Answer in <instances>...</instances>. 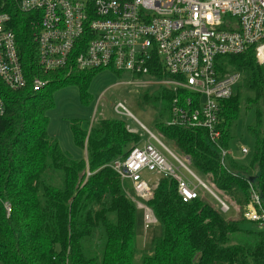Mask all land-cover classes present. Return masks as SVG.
<instances>
[{"label":"trees","instance_id":"obj_1","mask_svg":"<svg viewBox=\"0 0 264 264\" xmlns=\"http://www.w3.org/2000/svg\"><path fill=\"white\" fill-rule=\"evenodd\" d=\"M10 14L16 20L27 84L11 90L0 81L4 101L0 116V264H264V228L243 216L250 185L259 192L264 207V67L256 63L251 50L219 57L230 71L241 75L232 95L220 102L219 143L228 149L235 121L254 109L255 120L248 126L254 150L247 161L226 156L222 164L205 129L167 125L173 92L159 87L140 95L146 104L162 101L153 120L155 131L188 156L200 174L210 176L216 190L239 208L237 219H227L199 197L182 201L176 181L160 177L146 200L160 233L149 250H141L133 189L111 167L141 136L130 132L120 118L95 117L91 123L73 118L69 129L85 158L73 159L64 152L58 139L48 133L47 112L54 107V93L73 85L80 101L87 103L89 82L100 70L43 71L30 26L37 14L15 8ZM161 72L160 68V77H169ZM36 77L47 83L34 91ZM58 180L60 184L55 185ZM3 202L12 208L9 216Z\"/></svg>","mask_w":264,"mask_h":264},{"label":"built area","instance_id":"obj_2","mask_svg":"<svg viewBox=\"0 0 264 264\" xmlns=\"http://www.w3.org/2000/svg\"><path fill=\"white\" fill-rule=\"evenodd\" d=\"M14 8L37 14L30 26L43 71L108 69L135 75L140 80L128 82L138 86L151 81L175 94L167 125L203 128L222 164L226 156L238 159L220 145L218 125L220 102L232 95L241 75L230 71L219 57L251 50L256 63L264 67V0H0V81L11 90L27 84L16 41V20L10 14ZM160 68L168 78L160 77ZM46 83L36 77L32 89L37 91ZM262 107L264 110V93ZM112 109L118 117L135 120L145 135L126 126L141 140L124 158L111 162L141 201L152 196L156 185L145 177L149 172L157 174L156 180L174 179L184 202L199 197V189L204 188L218 200L221 213L230 210L193 171L188 156L174 153L122 102ZM3 113L0 95V116ZM239 153L245 156L248 149L241 147ZM145 202L135 203L142 212L144 231L157 223ZM3 207L9 216L10 204L3 202ZM243 216L264 228L262 199L251 185Z\"/></svg>","mask_w":264,"mask_h":264},{"label":"rangeland","instance_id":"obj_3","mask_svg":"<svg viewBox=\"0 0 264 264\" xmlns=\"http://www.w3.org/2000/svg\"><path fill=\"white\" fill-rule=\"evenodd\" d=\"M135 79L137 80L138 78L135 75L131 76L130 73L116 72L108 69L98 71L89 82L87 88L89 101L87 103L80 101L81 99L76 86L67 85L57 89L54 93V107L47 112L49 117L48 133L58 139L61 149L73 159L85 158L84 149L79 148L74 144L72 134L69 129V121L73 118L88 120H90L93 116L94 118L105 116L120 118L125 122V125L130 130H137L139 134L145 137L135 120L127 117H118L114 114L112 109L113 105L117 102H122L131 112L133 117L159 137L168 148L179 156H185L179 153L171 142L159 135L153 127V120L155 119L156 112L162 105V101L154 104H146L140 97L144 91L151 93L158 90L159 87L151 81L140 86L128 82L134 81ZM144 80L146 79H141V81ZM255 117L256 115L254 109L245 111L235 121L232 127V137L229 141L228 149L231 150L235 156H238L237 160L239 161H247L253 153L254 140L248 133V126L254 122ZM241 147L248 149V154L240 157L239 150ZM191 168L202 179V181L208 185L217 197L224 200L229 205L230 210L227 213H220L227 219H237L239 216V208L231 200V198L216 190L210 180V176H203L194 167H192V165ZM56 174L59 175V173ZM144 175L146 178L151 179L152 183L156 181L155 183L157 184L158 180H156V173L145 172ZM53 183L55 185H59L60 181L58 180ZM198 192L199 198L219 210L218 200L209 191L206 189L204 190V188H200ZM131 197L133 198L134 203H137V201L145 202L141 201V199L135 195V192L131 195ZM232 205L234 208H232ZM141 214V209L137 208V244L141 250H149L152 239L160 233V228L158 224L155 223L144 231ZM248 226L254 228L250 224ZM140 255L141 253L139 252L135 257L136 261L139 260Z\"/></svg>","mask_w":264,"mask_h":264},{"label":"water","instance_id":"obj_4","mask_svg":"<svg viewBox=\"0 0 264 264\" xmlns=\"http://www.w3.org/2000/svg\"><path fill=\"white\" fill-rule=\"evenodd\" d=\"M254 179H255L254 177H251V178H250V181H251V182H253V181H254Z\"/></svg>","mask_w":264,"mask_h":264},{"label":"crops","instance_id":"obj_5","mask_svg":"<svg viewBox=\"0 0 264 264\" xmlns=\"http://www.w3.org/2000/svg\"><path fill=\"white\" fill-rule=\"evenodd\" d=\"M93 119H94V117H93ZM90 121V120H89Z\"/></svg>","mask_w":264,"mask_h":264}]
</instances>
